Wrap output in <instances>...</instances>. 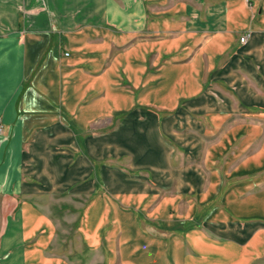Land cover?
<instances>
[{"label": "crops", "instance_id": "obj_1", "mask_svg": "<svg viewBox=\"0 0 264 264\" xmlns=\"http://www.w3.org/2000/svg\"><path fill=\"white\" fill-rule=\"evenodd\" d=\"M44 1L0 0V264H85L70 243L57 251L60 222L36 198L89 200L100 180L155 212L147 187H124L122 167L94 177L91 144L161 165L179 199L194 193L179 206L191 215L164 227L158 264H264V0ZM152 53L167 58L158 70ZM100 114L120 120L81 137ZM162 203L170 214L171 196ZM109 209L107 235L102 216L81 230L85 245L144 264L155 239L124 236V210Z\"/></svg>", "mask_w": 264, "mask_h": 264}, {"label": "rangeland", "instance_id": "obj_2", "mask_svg": "<svg viewBox=\"0 0 264 264\" xmlns=\"http://www.w3.org/2000/svg\"><path fill=\"white\" fill-rule=\"evenodd\" d=\"M40 1L41 5L39 7L47 8V4H45V1ZM162 38H165L164 33H158L154 36V39ZM165 59H167L165 58V56L164 58H162L157 53H152L150 55V61L154 62L155 70H158V68L164 63ZM124 85L125 87L133 90L134 86L132 84L128 83ZM140 89V86H138L133 91L135 94H139ZM155 93L157 95L158 92ZM119 116L120 115L110 116L105 114L95 116L93 119H91V123L89 124L86 132L80 133V135H82L81 137L85 138L86 136H89L91 137V140H95L98 137L99 133H102L104 131H112L116 127L117 122L120 120ZM3 134H0V139L7 138V135ZM89 149H91L89 157L94 177H100V174L103 172V169L106 166H108V168H114V166L120 168L122 167L123 172L127 175L126 178L124 177V179L126 180V185L124 184L125 182L123 183V185H125L124 187L130 189L133 183H138L139 188H141L142 186L147 187V192H149L147 194L149 195L147 196V198L151 199V197L153 196V204L155 205V208L157 206L158 207L155 209V212H152V203H150L151 206L149 207V209L146 206L148 205L146 201H143L138 205H135L136 203L132 204L131 198L133 196H131V194L128 192L122 194L118 193V195H116L115 197L114 193L108 190V188L113 189L114 187L110 188V185H106V181L104 183L100 180L99 185L97 186L98 188L91 196V198L89 197V200L85 196H71L68 198L56 196L51 200L50 198H36L35 201L42 205L46 204L47 206L45 205V210H47L52 216L57 217L58 222H60L59 236L57 237L56 241L60 244H63L64 248L61 249L62 246H60V250L57 251H67L65 249V246L67 243H70V245L68 246V251H70L69 255H72L71 257L73 259H76V261H80V263L84 262L85 264H111L110 260L108 258L106 259L103 248H100L98 250L93 248L89 249L85 245L86 242L83 241L84 237L81 230L86 228L87 230L89 229L90 231L96 232L97 230L94 229L96 223L102 216H104L103 219L105 225L102 232L107 235L109 229L112 227V221L108 220L109 218H105V216L108 215V213L105 214L106 210L108 211V208H110L109 212L111 213L112 210L113 215L115 209L121 208L124 210L123 215L119 218V222H123L121 225L122 234L124 236L125 234L138 235L139 237H142V234H145V236L147 235L149 237L152 236L155 239V244L152 245L154 247H160V249L155 250V253L152 255H147V257H145V254H141L139 256L143 257V260L145 259L144 264H155L156 261V264L162 262V246L159 242V239H162L164 236L167 237L169 235V230L164 229V227L167 225H171L173 226L171 228L175 230L174 227L176 226L174 225L178 223V221L184 220L187 215H191L188 214L187 209H180L179 206H188L189 203L192 202L195 198V196L193 195L194 193H187L188 195L183 196L181 198L182 200L179 199V197L177 196L179 195L178 182L174 180H163V177L161 175V165L159 166V169L151 166H136L131 164L132 156L128 152L117 153L116 150H112L111 152L107 151L106 153H104L103 151H101V149H99V151L97 149H94L92 147V144L91 147H87V151ZM177 154L178 152L176 151L175 156H177ZM179 158L176 157L174 161L172 160V162L177 163L179 161ZM177 165L175 167H178ZM108 168L107 170H109ZM101 193L107 200L106 206L105 203L102 206V202H100V200H98L95 204L92 203V199L98 197ZM167 195L171 196L170 205L172 206L170 214L163 212L165 211L163 210L165 204L162 203L159 205V202H162L167 197ZM147 198L144 197L145 200H147ZM120 200L122 201V203ZM180 200L181 202L179 204ZM101 208H107L104 212L102 210V216L100 215ZM86 212H89L88 216H85ZM131 212L134 213V216ZM199 215H203V213H199ZM1 219L2 218L0 215V223ZM132 220L137 221L138 227L136 228L138 230L134 226L130 225ZM67 229L68 231H66ZM63 238H66V241H63ZM71 243L73 244L71 245ZM88 258H90V260H88ZM115 264H121V261L118 259Z\"/></svg>", "mask_w": 264, "mask_h": 264}, {"label": "built area", "instance_id": "obj_3", "mask_svg": "<svg viewBox=\"0 0 264 264\" xmlns=\"http://www.w3.org/2000/svg\"><path fill=\"white\" fill-rule=\"evenodd\" d=\"M246 37H247L246 35L242 36L241 41H244ZM3 133H4V125L2 122H0V134H3Z\"/></svg>", "mask_w": 264, "mask_h": 264}]
</instances>
